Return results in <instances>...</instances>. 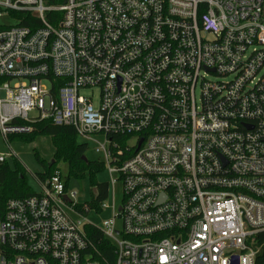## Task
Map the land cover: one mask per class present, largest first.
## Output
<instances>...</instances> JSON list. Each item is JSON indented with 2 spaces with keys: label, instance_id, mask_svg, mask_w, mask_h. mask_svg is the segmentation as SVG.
Here are the masks:
<instances>
[{
  "label": "built area",
  "instance_id": "obj_1",
  "mask_svg": "<svg viewBox=\"0 0 264 264\" xmlns=\"http://www.w3.org/2000/svg\"><path fill=\"white\" fill-rule=\"evenodd\" d=\"M51 1L0 0V135L73 128L122 204L87 223L57 170L0 201V264H102L87 226L114 264H264V0Z\"/></svg>",
  "mask_w": 264,
  "mask_h": 264
},
{
  "label": "trees",
  "instance_id": "obj_2",
  "mask_svg": "<svg viewBox=\"0 0 264 264\" xmlns=\"http://www.w3.org/2000/svg\"><path fill=\"white\" fill-rule=\"evenodd\" d=\"M65 0H53L50 4L62 5ZM60 14H56V17ZM49 18H52L49 14ZM28 26L27 22L21 23ZM30 135H43L51 137L55 148L54 160L57 162L54 167L45 165L44 174L40 176L41 181L51 178L58 170V164L64 162L68 165V176L65 178V186L72 178H84L88 172L90 183L93 187L94 198L89 207L101 213V205L108 199L109 185L107 183H97L96 175L104 172L105 166L102 163H92L86 161L87 146L78 143L75 130L66 126H55L46 121L37 124ZM55 164V163H54ZM25 169L18 160H14L13 165L9 162L0 166V201L2 204L12 199H25L36 195L25 181ZM81 211V208H79ZM85 231L92 243L91 253L93 259L102 264L115 263V248L103 237V234L93 227H85ZM264 259V258H263ZM260 260V259H259Z\"/></svg>",
  "mask_w": 264,
  "mask_h": 264
},
{
  "label": "rangeland",
  "instance_id": "obj_3",
  "mask_svg": "<svg viewBox=\"0 0 264 264\" xmlns=\"http://www.w3.org/2000/svg\"><path fill=\"white\" fill-rule=\"evenodd\" d=\"M1 24H9L8 19L1 20ZM88 94V93H85ZM99 99V93L94 92V103L97 104ZM79 144L87 146L86 159L92 163H102L100 156L95 152V145L92 142L86 143L82 139H78ZM0 153L4 155H12L14 158L9 160V163L13 165L14 160H18L24 167L25 181L27 186L36 193L40 190L39 179L44 174L45 165H49L54 160L55 148L51 137L43 135H21L12 136L8 141H4L0 135ZM55 163V164H54ZM51 167L56 165V161ZM49 167V166H48ZM58 171H60L64 178L68 176V165L64 162L58 164ZM88 172L84 178H72L68 183L69 193L75 192L77 196L73 199L76 202L81 211L92 202L94 198V189L90 183ZM66 180V179H65ZM97 183L111 184L110 175L106 169L104 172L96 175ZM46 181V180H45ZM123 190L120 183H117L114 187V191L110 188L108 199L105 204L112 206V203L116 208L122 204ZM91 209V208H90ZM87 223L94 224L95 226H102L103 222L111 219V209H105L101 213L91 209L90 213L85 214ZM117 227L121 229L122 222H117Z\"/></svg>",
  "mask_w": 264,
  "mask_h": 264
},
{
  "label": "water",
  "instance_id": "obj_4",
  "mask_svg": "<svg viewBox=\"0 0 264 264\" xmlns=\"http://www.w3.org/2000/svg\"><path fill=\"white\" fill-rule=\"evenodd\" d=\"M84 159L87 161V159L85 157H84ZM53 163H54V160L52 162H50L48 166L51 167Z\"/></svg>",
  "mask_w": 264,
  "mask_h": 264
}]
</instances>
